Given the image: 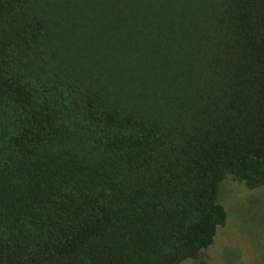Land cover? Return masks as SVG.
Instances as JSON below:
<instances>
[{
    "label": "trees",
    "instance_id": "16d2710c",
    "mask_svg": "<svg viewBox=\"0 0 264 264\" xmlns=\"http://www.w3.org/2000/svg\"><path fill=\"white\" fill-rule=\"evenodd\" d=\"M227 179L264 187V0H0V264L201 261Z\"/></svg>",
    "mask_w": 264,
    "mask_h": 264
},
{
    "label": "rangeland",
    "instance_id": "374dc122",
    "mask_svg": "<svg viewBox=\"0 0 264 264\" xmlns=\"http://www.w3.org/2000/svg\"><path fill=\"white\" fill-rule=\"evenodd\" d=\"M220 203L228 213L214 245L201 253L204 264H264V187L248 190L231 179L221 187ZM188 260L183 264H202Z\"/></svg>",
    "mask_w": 264,
    "mask_h": 264
}]
</instances>
